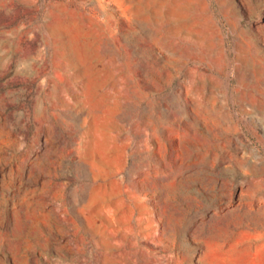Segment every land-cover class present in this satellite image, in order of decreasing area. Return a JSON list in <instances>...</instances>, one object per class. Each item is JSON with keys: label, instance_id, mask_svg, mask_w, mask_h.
Wrapping results in <instances>:
<instances>
[{"label": "rangeland", "instance_id": "374dc122", "mask_svg": "<svg viewBox=\"0 0 264 264\" xmlns=\"http://www.w3.org/2000/svg\"><path fill=\"white\" fill-rule=\"evenodd\" d=\"M0 264H264V0H0Z\"/></svg>", "mask_w": 264, "mask_h": 264}]
</instances>
